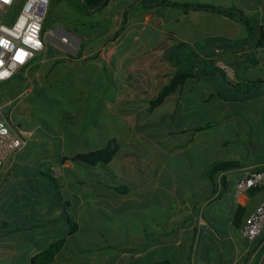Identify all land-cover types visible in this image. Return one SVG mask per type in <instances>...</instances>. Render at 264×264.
<instances>
[{"label":"crops","instance_id":"1","mask_svg":"<svg viewBox=\"0 0 264 264\" xmlns=\"http://www.w3.org/2000/svg\"><path fill=\"white\" fill-rule=\"evenodd\" d=\"M155 1L107 0L98 10L84 9L80 1L84 14L93 21L79 24L82 34L78 36V50L71 53L61 46L65 51L60 52L47 42L44 51L21 70L26 77H21L20 85L11 81L20 79L21 71L6 86L20 90L26 87L31 92L28 84H41L44 90L60 75V69L68 78L67 72L79 63H113L115 57L121 56L127 72L143 67L149 73L153 91L144 92L141 98L149 104L182 67V49L176 47L177 43L191 48L208 38L233 40L247 36L242 25L223 16L172 4L232 8L255 20L262 18L264 9V0ZM99 26V35L88 30ZM241 27L244 32L240 37L230 35L231 30ZM58 28L65 30L55 24L54 29ZM260 50L263 49L238 52L240 69L246 67V53L257 58ZM222 59L231 60L226 56ZM33 74L35 80H28ZM215 80L221 82L218 90L205 91L203 101L217 98L222 105L228 104L231 101L219 97L224 80L215 75L186 80L156 109L166 110L167 120H175L177 115L182 119L188 113L181 105L184 90ZM256 80L237 76L238 83ZM257 97L264 103L263 96ZM156 109L145 111L150 115ZM108 113L111 121L120 117L113 106ZM261 115L257 123H252L247 114H239L241 131H264ZM228 117L221 112L205 126L162 131L165 142L156 147L159 154L142 157L138 175L133 178L129 173L117 174L115 158L128 149L114 139L108 145L116 147L117 152L109 164L91 166L71 160L78 154L104 149L95 148V132L100 125L96 119L79 128V121L71 117L66 122L67 131H23L10 118L4 119L12 129L30 134L31 138L0 170V189L11 175L16 178L11 199L7 202L0 197V264H39L34 257L58 242L62 244L52 264H264V227L254 241L244 240L240 233L245 218L261 203L264 193L249 190L237 196L234 190L240 180L264 169V158L258 155L263 144L253 142L249 136L248 145L239 149L243 158L229 160L226 149L230 141L222 140L220 135L205 136ZM117 127V122L110 124V128ZM191 131L195 133L181 141H168L172 135ZM197 140L208 143L197 145ZM190 152L195 163L178 159ZM202 153L204 161H199ZM221 162H237L239 166L212 174V165ZM103 217L110 222H103Z\"/></svg>","mask_w":264,"mask_h":264},{"label":"rangeland","instance_id":"2","mask_svg":"<svg viewBox=\"0 0 264 264\" xmlns=\"http://www.w3.org/2000/svg\"><path fill=\"white\" fill-rule=\"evenodd\" d=\"M52 1L53 6L51 5V11L45 22V32L55 30L54 26L58 24L78 37L82 34L79 24L82 21H93L92 18L88 19V16L84 14L78 0ZM88 30L96 36L100 34L102 26ZM243 32L244 28L241 27L239 30H231L230 35L240 37ZM96 42L99 41L96 39ZM48 45H52L57 51H65L55 42L48 41ZM257 58L261 61L260 65L249 69H245V67L240 69L237 59H220L217 64L221 63L229 70L234 71V77L229 79L232 84L237 83V76L264 80V50L259 51ZM122 59L123 57L117 56L113 63L106 60L102 63L100 61L79 63L74 70L67 72L69 73L68 78L66 72L60 69V75L53 81H49L44 90L41 84L33 86L28 84L31 92L26 91V87L20 90L13 86H4L1 89L0 119L8 120L10 118L11 123L23 131H67L69 127L66 122L71 117L79 121V128L89 126L96 119V121H100V125L95 132V137L98 139L95 148H106L110 140L114 139L123 149H128V152L118 154L115 164L119 176L129 173V178H133L138 175V161L142 157L148 154H159L156 147L165 142L160 135L162 131L170 129L176 131L187 126L193 128L195 124L199 127L205 126L208 122L213 121V118L215 120L219 113L224 112V114H229V117L216 124L206 132L205 136L220 135L222 140H229L230 143L226 149L229 160L243 158L242 153L239 155V149L243 144L248 145L250 136L253 142L263 144L258 155L264 158V132L241 131L242 121L239 120V114H247L250 122L257 123V118L263 111L262 98L255 97L245 102H229L224 105L217 98H211L204 102L203 93L205 91L215 93L218 90L217 86L221 82L215 80L212 84L204 83L191 89L187 87L184 90L181 105L183 112H188L186 117L179 119V115H177L175 120H167L166 110L158 109L149 115L145 111L146 108H149V104L141 100L144 92L151 93L153 91L149 73L143 67H135L134 71L127 72L122 66ZM193 61L194 59H192ZM187 62L189 63V61ZM19 77L20 79L16 77L11 83L20 85L22 78L26 77L25 72L21 71ZM28 80H35L34 74L29 75ZM188 91L191 93L188 94ZM187 104L188 106L184 107ZM111 106L118 111L120 117L128 116L129 119L114 117L115 119L112 118L111 121V116L108 113ZM113 122H117V129L110 128V124ZM194 133L195 131H191L187 135H172L168 141L173 143ZM86 139L88 141L89 138ZM206 143H208L206 140L196 141L197 145ZM85 147H88V143ZM191 155L192 152L183 153L178 159L195 163ZM203 155L204 153L199 161H204ZM14 181L16 178L11 175L7 183H4L0 189V197L7 202L9 198L11 199L10 193ZM19 182L22 185V182ZM53 199L57 201V198ZM104 220L106 223L110 222L108 218L104 219L103 217L102 221L104 222Z\"/></svg>","mask_w":264,"mask_h":264},{"label":"built area","instance_id":"3","mask_svg":"<svg viewBox=\"0 0 264 264\" xmlns=\"http://www.w3.org/2000/svg\"><path fill=\"white\" fill-rule=\"evenodd\" d=\"M51 2L0 0V86L27 67L44 51L48 41L65 47L71 53L78 50L79 38L69 31L61 28L44 31ZM217 67L224 71L228 81L234 77V71L228 67L221 63ZM30 138V134L15 131L0 119V170L17 151L26 146ZM234 190L237 196L249 190H262L264 193V169L250 173L236 183ZM263 227L264 196L255 210L245 218L240 233L244 240L254 241L261 235Z\"/></svg>","mask_w":264,"mask_h":264},{"label":"trees","instance_id":"4","mask_svg":"<svg viewBox=\"0 0 264 264\" xmlns=\"http://www.w3.org/2000/svg\"><path fill=\"white\" fill-rule=\"evenodd\" d=\"M78 1L83 2L84 9L94 10L102 8L107 2V0ZM55 2L58 1L55 0ZM172 5L176 7H183L185 9L212 12L223 16L224 18L242 25L247 32V36L242 39L233 40L218 37L208 38L201 43H197V45L191 48L187 47L183 43H177L176 47L182 49V67L177 69L169 83L158 92L155 99L150 101L149 112H152L159 105H161L170 94L181 88L184 82L190 78L202 79L215 75L222 76L225 86L222 91L219 92V97L225 101L242 102L257 96L264 97V80L259 79L253 82H237L232 84L231 82L227 81L224 71L219 69L216 65L217 62L225 56L229 57V59H237V55L239 54L238 52L240 51L247 52L248 50H254L258 48L264 50V9L262 18L260 20H255L248 18L243 12L232 8L214 7L201 4L195 6L178 4ZM192 59H194L193 62ZM187 61H189V63ZM245 64V69H249L250 67H257L259 65V61L254 55H251V53H246ZM7 84L8 83H5L0 86V100L2 99L1 89ZM262 124L264 129V107L262 113ZM116 152V147H112L109 144L106 148L101 150L92 151L85 154H78L71 160L75 162H83L91 166L99 163L109 164ZM238 166L239 165L237 162L215 163L211 167V173L215 174L217 172L229 171L237 168ZM61 244L62 242L56 243L42 254L34 257L33 261L39 264H52L53 258L60 249Z\"/></svg>","mask_w":264,"mask_h":264}]
</instances>
